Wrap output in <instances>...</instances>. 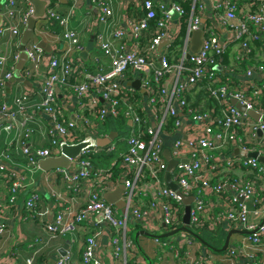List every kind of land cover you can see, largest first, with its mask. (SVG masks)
<instances>
[{"label": "built area", "instance_id": "1", "mask_svg": "<svg viewBox=\"0 0 264 264\" xmlns=\"http://www.w3.org/2000/svg\"><path fill=\"white\" fill-rule=\"evenodd\" d=\"M75 1L72 0L71 7L65 12L58 11L49 3L47 18L63 28L62 38L67 46L60 55H48L45 74L40 82L42 97L39 102L31 103L30 95L21 92L14 98L12 107L0 105V131L11 128L17 130L19 125L23 127L31 118L30 112L34 107L49 116L52 124L48 130L50 146L32 149L26 145L19 151L24 168L33 171L38 168L40 160L60 154L61 140L77 142L79 125L81 131L88 130L96 134L105 118L108 115L117 116L120 105L124 106L123 115L131 121L132 126L129 136L104 148H90L82 157L71 159L81 171L71 175L74 185L70 188L78 190L84 179L87 190L86 202L73 218L76 222H83L90 214L100 215L108 233L107 247L100 243V233L84 238L82 264H112L117 260L120 264H139L136 260L140 256L139 248L129 236L133 220L141 224L142 230L155 235L183 225L184 203L181 196L167 186L163 179L167 167L163 150L169 139H173L169 151L176 160L171 178L183 195L193 196L188 227L214 230L225 221L226 229L240 228L245 235L239 246L230 245L222 258L204 248L186 231H178L163 237L165 239L154 237V242L160 247V254L172 249L171 260H165L166 264H237L240 254L244 259L243 264H264V256L257 259L258 251L264 254V165L255 157L236 155L234 151L222 153L230 145L239 152L257 151L264 156V78L256 79L264 74V61L249 63L238 76L239 82L224 81L219 75L220 72L233 71V66L228 67L223 63L228 43L237 44L236 61L251 60L255 44L259 43L264 49V0H249L246 8L240 6V0H170L167 3L161 0H137L143 15L138 18L126 17V29L116 27L109 31L107 28L113 18L111 0H93L99 10L97 24L104 26L97 34L96 43L101 53L108 58V68L85 72L82 81L72 86L79 112L74 118H69L57 104L56 95L57 88L67 86L77 72L71 53L82 48L77 31L69 27ZM184 3L188 4V10ZM207 3L210 21L205 20ZM3 6L5 11L0 39L5 35L18 36L19 24L27 23L34 7L29 4L18 13L17 0H5ZM173 15L175 19L186 22L181 56L176 63H170L165 56L156 62L153 55L160 41L167 37L168 23ZM151 20H156V32L144 51L139 38ZM202 20L201 46L186 59L191 33L200 27ZM216 26L228 31V41L219 39ZM127 34L131 38L128 45L125 42ZM168 39L169 42L172 40ZM25 50L29 65L24 74L36 76L42 63L43 49L34 42ZM17 58L16 53L14 60ZM10 60L0 45L2 89L13 76L14 66ZM95 60L99 61V58ZM217 66L221 70L215 69ZM128 71L138 73L140 87L146 91V104L142 101V93L121 84L120 79ZM168 75L169 81L166 80ZM203 80L209 84L210 95L220 106L219 112L212 110L201 113L186 102L185 94L193 92ZM231 99L243 105L245 110L236 108L231 104ZM141 108L148 117L147 126H144L147 120L141 116ZM248 110L255 111L259 115L258 119L251 117ZM169 118L173 119L172 124ZM29 132L30 129L26 128L27 137ZM116 143L126 146V150L118 157L125 188L124 212L103 198V194L115 185L111 169H97L92 173L94 178L87 180L92 167L90 156L100 151L112 152ZM12 153L10 146L0 152V215L8 205H15L17 195L25 187V178L14 168L17 163ZM221 166L226 167L222 173L218 169ZM239 169H244L245 173L237 174L235 170ZM5 184L8 203L1 190ZM213 196L225 198L221 204L222 215L213 213V202L209 200ZM142 198L147 201L144 203ZM38 201L39 194L36 191H32L24 200L27 217H34L31 212ZM70 215L68 210L58 209L53 221L45 224L51 238L69 229L64 219ZM4 231V226L0 224V240ZM31 246L32 253L25 258V264H37V239ZM107 254L111 256L112 262L106 260ZM56 258V264L72 263V253L68 251ZM159 259L163 260L162 255Z\"/></svg>", "mask_w": 264, "mask_h": 264}, {"label": "crops", "instance_id": "2", "mask_svg": "<svg viewBox=\"0 0 264 264\" xmlns=\"http://www.w3.org/2000/svg\"><path fill=\"white\" fill-rule=\"evenodd\" d=\"M43 1L45 3L43 5L45 7V12L49 3L51 5L53 4L60 12L67 11L72 5V0ZM161 1L167 3L170 0ZM4 2L5 0H0V14L2 17L5 11V7L3 6ZM239 3L242 8H246L247 4L250 2L249 0H240ZM29 4L31 3L28 0H17L16 9L18 13L24 11ZM111 5L113 10V18L111 20V25L107 28L108 31L116 27L126 29L125 18L139 17V14L141 13V9L138 7L137 0H111ZM33 7L35 8L34 5ZM184 7L186 10L189 9L187 3H184ZM73 9L74 12L72 18L69 20V27L77 31L82 48L79 50H73L71 53V59L74 64L77 65V72H75L67 86L57 88L56 95L57 104L61 107L64 115L68 116L69 118H74L79 112V106L76 102L72 86L82 81L83 74L85 72H95L100 70L104 71L108 68V58L101 53L96 43L97 34H99L101 31L100 28H104L103 25L97 24L99 12L97 5L93 2V0H76ZM205 16V20L210 21L211 16L208 3ZM174 17L175 16L173 15L172 19L168 23V34L167 37H165L168 41H166L161 48L158 45L155 54L153 55V58L156 62L161 56L169 58L171 62H174L176 59L178 61L181 56L180 47H174L172 42L180 35L181 31H184L185 34L186 22L183 19H175ZM25 25L26 24H19L20 34L18 36L11 37L10 35H5L0 39V45L4 50H6L10 56L11 63H13V76L15 77L13 78L12 76V78L6 82L4 89L0 88V105L4 104L6 106L12 107L14 98L21 92H26L30 95L31 103L33 102L36 104L39 102L42 97L40 82L45 74V64L48 61V55H60L62 52H64L63 50L67 46L66 41L62 38V27H60L56 22H51L48 18L36 20L34 28L35 34L39 39L43 40L47 44L49 50H42L44 55L42 63L39 67V72L36 76H27L24 74L25 68H27L29 65L28 60L24 64L21 72L18 75H15L16 64L19 58V42ZM216 32L221 41H228L229 35L227 30L221 26H216ZM168 38H172V40L170 39L169 42ZM125 42L126 45L131 43V38L128 36V34L125 37ZM32 43L34 42L29 41L27 46L30 47ZM236 47L237 44L234 42L227 44L223 57V63L228 67L233 65ZM263 50L264 49L260 47L259 43L255 44L253 46L250 61L254 63L264 61V53L262 52ZM16 53L18 54V58L17 60H14V55ZM225 54H227V56H225ZM96 58H99V61L95 60ZM258 78L259 76H257L256 79ZM135 79H139L138 73L134 71H128L126 74H124V76H122L120 82L125 88H131L128 84ZM166 80H170V75L166 76ZM141 98L146 104V96L141 94ZM146 111L147 115H149V109ZM30 114L31 118L24 125H22L23 127L18 124L19 126L17 130L11 128L0 131V152L6 151L7 147L10 146V149L13 150V159L17 163L14 168L25 178V187L17 195L15 205H8L4 210V213L0 215V224H2L5 228L4 234L0 240V262L25 264V258L32 253L31 248H33V246H31V244L37 239V251L38 254H40V263L56 264V257L62 256L59 253V250H61V248H63V246L68 242L65 252L68 251L69 253H72L71 264H82L81 252L83 249L84 238L94 233H100L98 237L99 241L101 244H105L107 247V228L101 216L97 214H90L83 222H76L73 218L78 209L85 204L87 194V190L85 188L86 186L84 185V179L81 180L78 190L75 191L74 189L70 188L74 185L71 175L81 171L77 164L71 162L69 169H54L50 171L41 170L39 167L33 171L26 170L24 168V162L20 158L19 154L20 148L22 146L24 147L29 145L32 149H41L50 146L48 130L52 127V124L49 116L42 110L36 109L35 107L31 109ZM26 128L30 129L28 137L25 135ZM81 130L82 127L79 125L77 133L79 139H83L88 135H92L93 137L104 135L99 133V128L96 134L90 133L88 130H86V132ZM122 150L123 146L116 143L115 150L112 152L100 151L91 155L90 160L92 167L89 170L91 174L87 180L89 181L91 178H94L92 173L97 169H111L115 165L114 163L117 160L116 157H120ZM114 154L116 156H114ZM218 169L219 172L222 173L226 167L221 166ZM112 171V174H115L116 176L115 185L110 187L107 192L103 194V198L104 196H109L110 198L114 199L118 197L119 193H117V190L122 189L119 199L124 201L125 188L123 187L124 185L122 183V175L118 168V164L116 165V168L112 169ZM235 171L237 174L245 173L244 169ZM5 185L1 186V190L5 194L6 203H8V192L6 188L7 185ZM32 191H36L39 194V201L37 202V206H35V210L31 212L34 217H27L26 214L28 212L24 208L23 202ZM224 199L225 198L223 197L216 198V196L209 198V200L213 202L214 208L212 210L214 214H223V208L221 207V204H223ZM142 201L145 203L147 199L142 198ZM58 209L68 210L71 212V215L64 219V224L67 225L69 229L61 234H58V236L53 239L46 230L45 224L51 223L53 221ZM117 209L121 211L120 208ZM131 224L133 225V228H137L139 231L142 230L141 224L138 221L133 220L131 221ZM222 225L225 229L227 228V226H225V221L222 222ZM244 235L245 233L233 234L230 238L231 245L236 247L239 246V243ZM138 248L140 249V247ZM262 248L264 249V247ZM138 254L140 256H138L136 260L139 262V264H151V262H148L147 258H153L152 253L147 254L143 252V255L138 252ZM168 255L169 254L166 252L164 255H162V259L171 260L170 256ZM224 255L225 254H220L217 255V257L222 258ZM263 256L264 254L262 251L257 252L258 260L262 259ZM242 257L243 256L241 254L237 256V264L244 263V259ZM106 260L108 262H112L111 256L107 254ZM163 260L160 261L163 262ZM116 263L120 264V261L117 260L114 263L112 262V264ZM221 264L227 263L223 262Z\"/></svg>", "mask_w": 264, "mask_h": 264}, {"label": "water", "instance_id": "3", "mask_svg": "<svg viewBox=\"0 0 264 264\" xmlns=\"http://www.w3.org/2000/svg\"><path fill=\"white\" fill-rule=\"evenodd\" d=\"M32 5L35 6L33 14L28 18L27 23L24 27V30L22 32V36L19 42V58L16 64V70H15V75H18L21 70L24 67V64L28 60L27 52L25 48L27 47V44L29 41L35 42L40 48L44 49L45 51L49 50L47 44L39 39L37 35L35 34V24L36 20L41 19V18H47L46 12H45V7L43 6L45 3L43 0H28ZM3 17L0 14V26L2 24ZM204 20H202L200 27L192 31L191 33V39H190V44H189V51L186 53V59L190 57L191 54H194L198 51V49L201 46L202 42V26H203ZM168 41L166 38H163L160 41V48L165 44V42ZM215 69L221 70V67H216ZM260 78H264V74L259 76ZM13 78H15L13 76ZM8 84V83H7ZM9 85V84H8ZM132 89L138 90L140 93L143 95H146V92L143 88L140 87V80L135 79L131 83L128 84ZM102 101V99H101ZM231 104H233L236 108H238L240 111H244L245 107L239 103H237L234 99H231ZM248 114L253 117L254 119H258L259 115L252 110H248ZM264 120V116L262 118ZM129 124L131 125V121L128 120ZM117 132L111 131L108 134H105L103 136H98V137H93L92 135H88L84 137L83 139L74 142V143H68L64 140H61L60 142V154L57 157H48L46 159L40 160L38 163V167L41 170L44 171H50V170H60V169H69L71 165V159H76L79 157H82L84 152L90 148L93 147H107L110 143L114 142L117 138ZM173 139H169L166 141L165 144V149L163 150V156L167 161V167H166V172L163 176L165 184L169 186L171 189L175 190L180 196L181 199L184 203V213L182 216V222L183 225L179 226L176 229H173L171 231H166L164 233L155 235L152 233H149L145 230H140L136 235L144 234L147 236L151 237H167L171 236L178 231H186L189 233L193 238L197 239L200 241L203 245L208 246L201 238L200 236L195 233L193 230H191L188 227V222H189V210H190V204L193 201V196H187L183 195L178 187V185L171 180V172L174 170L175 165H176V160H174L171 157L170 151H169V146L171 144V141ZM234 153L236 155H241V156H246V157H255L257 158L261 163L264 165V156L260 155L257 151H251V152H239V150L236 148L234 150ZM124 187V186H123ZM122 189L117 190L118 197L112 199L109 196H104L105 200L108 203L114 204L117 208H120L122 212H124V206L125 202L122 199H119L121 195ZM100 216V215H99ZM264 221V219H263ZM166 228V227H165ZM236 233H244L243 230L241 229H230L227 230V234L224 240V244L221 247V251L226 250L230 245V238L233 234ZM68 244V242H67ZM67 244L59 250V253L61 255H64L66 252Z\"/></svg>", "mask_w": 264, "mask_h": 264}, {"label": "trees", "instance_id": "4", "mask_svg": "<svg viewBox=\"0 0 264 264\" xmlns=\"http://www.w3.org/2000/svg\"><path fill=\"white\" fill-rule=\"evenodd\" d=\"M140 12L141 13L139 14V17H141L144 13L143 10H140ZM183 27H184V25H183ZM155 32H156V20H151L148 28L141 33L140 38H139L140 43H141V47L144 51L148 47L150 40L155 35ZM183 36H184V31H181L180 35L178 37H176L175 40H173L172 45L174 47L175 46L180 47V49H181L182 42H183ZM225 56H227V54H225ZM223 57H224V55H223ZM167 59L170 63H176L177 62V59L174 62H171V60L169 58H167ZM186 63L187 62H185V64ZM249 63L252 64L254 62H252L250 60L236 61L234 59V62L232 65L233 71L229 72V73L228 72H220L219 75L223 78L224 81L239 82L240 77H238V76H240V74L245 70L246 66ZM214 72H218V71H214ZM208 87H209V84L203 80L202 82H200L197 85V88L193 92H189V93L185 94V96H184L185 100L194 110H196L198 112L204 113V112H210L212 110L219 112L220 106H219L218 102L210 95V91H209ZM138 97L140 98L139 95H138ZM123 111H124V106L120 105V113L117 116L108 115L105 118L103 124H101V126L99 127V133L105 135L111 131H115L118 134L115 141H119L121 138H126L127 136H129L131 129H132V126L129 124L128 120L124 117ZM140 114L143 118H145L147 120V122L145 123L144 126L149 125L148 117L146 116V112L142 108H141ZM169 120H170L169 122L172 124L173 119L169 118ZM80 139H82V138H80ZM80 139H78L77 141H79ZM120 145L123 146L122 151H125L126 146L124 144H120ZM233 151L234 150H233L232 146L227 145L226 149L222 150V153L230 154ZM110 155H113V154H110ZM114 156H116V155L114 154ZM105 158H107V157H105ZM116 158H117V162L111 168V170L113 168H116L117 164H118V168H119V159H118V157H116ZM119 170H120V168H119ZM113 175L115 176V174H113ZM191 230H193L195 233H197L200 236V238L208 245V246H205L199 241L204 248L213 252L215 255L226 254V250L221 251V247L224 244V240H225V237L227 234V230L223 227V225H218L214 230H210V229H207L205 227L199 228V229L191 228ZM161 239H165V238H161ZM170 250L172 251V249H170ZM170 250H168V251L171 254ZM157 255H158V253L154 252V256H157ZM39 257H40V254L37 253V256H36V263L37 264L40 263Z\"/></svg>", "mask_w": 264, "mask_h": 264}, {"label": "rangeland", "instance_id": "5", "mask_svg": "<svg viewBox=\"0 0 264 264\" xmlns=\"http://www.w3.org/2000/svg\"><path fill=\"white\" fill-rule=\"evenodd\" d=\"M137 232H139V230L137 228H133L131 230V232L129 233V236L134 240V242L136 243V245L138 247H140L139 253L140 254H143V252H145L147 254L148 253L149 254L152 253L153 258L152 257L147 258L148 262H151V264H166L167 262L165 260H163V262H161L159 260V258H158L160 255H164V254H160L159 253L160 247L158 246V244H156L154 242V240H153L154 237L146 236V235H140V234L139 235H136ZM154 252L158 253V255L157 256H154ZM167 253L169 254L168 256H170V252L167 251Z\"/></svg>", "mask_w": 264, "mask_h": 264}]
</instances>
